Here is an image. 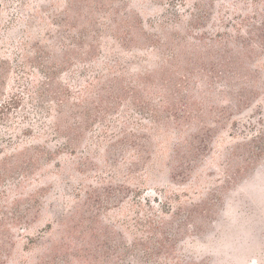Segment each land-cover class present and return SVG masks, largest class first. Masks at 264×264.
I'll return each instance as SVG.
<instances>
[{"label":"rangeland","instance_id":"1","mask_svg":"<svg viewBox=\"0 0 264 264\" xmlns=\"http://www.w3.org/2000/svg\"><path fill=\"white\" fill-rule=\"evenodd\" d=\"M0 264H264V0H0Z\"/></svg>","mask_w":264,"mask_h":264},{"label":"trees","instance_id":"2","mask_svg":"<svg viewBox=\"0 0 264 264\" xmlns=\"http://www.w3.org/2000/svg\"><path fill=\"white\" fill-rule=\"evenodd\" d=\"M20 84V83H19ZM12 101H13V103L12 104H14L15 102L16 103H20V101H22V98L20 97V95H15V96H13L12 97ZM51 121V120H50ZM156 203H160V200H159V198L157 197V200H156V198H155V200H154Z\"/></svg>","mask_w":264,"mask_h":264}]
</instances>
